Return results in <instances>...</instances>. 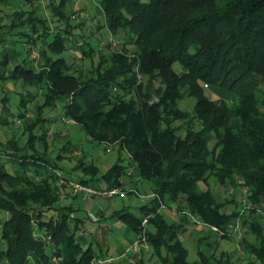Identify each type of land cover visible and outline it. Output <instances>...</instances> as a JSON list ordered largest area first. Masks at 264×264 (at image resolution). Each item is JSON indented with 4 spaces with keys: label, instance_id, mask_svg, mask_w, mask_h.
I'll return each instance as SVG.
<instances>
[{
    "label": "trees",
    "instance_id": "1",
    "mask_svg": "<svg viewBox=\"0 0 264 264\" xmlns=\"http://www.w3.org/2000/svg\"><path fill=\"white\" fill-rule=\"evenodd\" d=\"M40 1L0 0V7ZM69 3L48 0L52 16L65 27L50 43L47 20L36 8L0 17V46L3 35L43 45L38 71L17 65L5 72L6 62H0L1 82L34 87L43 98L24 131L25 144L19 147L11 139L2 148L8 150L0 152V212L8 215L1 225L0 264H92L97 257L77 241L85 221L71 219L72 209H63L56 218L45 216L56 211L58 195L50 182L58 177L55 166L35 149L39 143L46 148L44 126L50 119L44 111L56 104H61V119L73 122L95 145L114 146L127 156L126 165L119 154L103 174L82 158L77 170L89 180L77 183L120 188L121 177L132 169L151 186L155 198L139 208L138 217L129 211L118 216L134 235L149 217L145 236L160 264H229L212 253L217 243L210 242L205 231L215 228L226 234L241 208L227 212L229 206L239 207L233 198L217 202L208 190L202 191L199 186L210 179L246 192L251 209L241 210L247 216L241 225L250 240L244 239L243 246L253 256L249 264H264L258 213L264 214V0H98L104 28L112 38L124 35L123 48L129 46L132 52L101 54L99 64L87 73L71 72L62 57L71 34ZM80 50L85 59L95 55L89 42ZM138 77L147 80L146 86ZM204 86L222 90L231 101L211 100ZM33 98H20L18 120L24 119ZM184 101L193 104L182 110ZM7 163L21 168V174L9 172ZM27 168L49 169L52 175L35 181ZM160 205H174L179 221L168 223ZM191 218L205 226L194 262H188L181 238L183 224Z\"/></svg>",
    "mask_w": 264,
    "mask_h": 264
},
{
    "label": "rangeland",
    "instance_id": "2",
    "mask_svg": "<svg viewBox=\"0 0 264 264\" xmlns=\"http://www.w3.org/2000/svg\"><path fill=\"white\" fill-rule=\"evenodd\" d=\"M93 2L96 4L98 3V0L90 1L91 4H93ZM13 7L14 8H11L10 10L0 7V17H5L7 19L14 13L31 11L33 9V7H28L26 9L24 4L22 3H17V5L16 6L13 5ZM35 8L39 10L38 11L39 14L37 15L47 20L48 27L50 30L63 27V25L59 24L57 22V19L54 18L51 12L46 8V0L41 2L39 5L38 4L35 5ZM66 10L68 14L69 26H70L72 33L82 36V38L86 39L87 42L92 43L93 48L95 50V55L93 56L92 59H85L84 57H82V53H80L79 51H76L78 52L79 58H74L73 60V59H70L71 58L70 56L67 57L66 60L69 63V67H71V72H75L77 70L83 73H87L90 69L95 68L99 64L101 54L108 55L109 53L119 52L122 49L123 50L125 49L127 51L126 53L130 56L132 52L131 48L129 46L127 48H123L124 47V37H125L124 35H119L118 38L116 39V38L109 37L108 32L102 31L101 24L103 23V21L101 19V15L99 17L95 16L94 14L91 15L90 12H87L85 9H76L74 6L72 7L70 3L67 5ZM84 39H82L81 41H83ZM48 41H50V39H47V42ZM18 43L19 44H15V46H16V49L21 51L20 52L21 56L19 58V65H23V63L20 64V61L22 59H25V52L24 50H22V46H21L22 43L20 42ZM82 43L83 42H80L79 47H81ZM69 44L70 43L68 42V45ZM40 46L41 45L39 44L35 46L31 44H25L23 46L26 50L30 51L29 56H32L35 58V60H33V63H31V65L34 69H36V71L39 70V66L41 65V58L39 54V50H41ZM69 53H71L69 55H72V52H69ZM50 57L53 60L56 59V56L54 57L50 56ZM24 66L27 69L30 68L29 63L27 64L25 63ZM138 80H139L138 81L139 83H143L144 86H146V83H147L146 79H143V80L138 79ZM8 86L9 85L7 84L0 83V100L6 96L8 97L6 108L11 113L16 112L17 105L19 103V99L21 95L32 94L34 97L32 102L29 104L27 108V117L25 120L13 122L11 124L10 130L8 129L6 130L2 128L0 130V145H3L4 143H6V141H8L9 139H13L14 141H16L19 147H22L25 144L26 138H27V136L24 135V131L26 130V127L31 124L30 119L34 118V114H35L34 108L38 105L43 104L42 91L37 90L36 88H33V87H28V86L24 87L20 83H17L16 85L11 84L10 86L12 87V89H9ZM203 89L207 97H209L211 100H217L218 98H220L223 101L230 102L232 99V96L223 92L222 90H218V89L210 90L209 88H203ZM153 100L156 101L155 98ZM191 104H193V101H184L180 104V109L186 110L191 106ZM59 106L60 107H57V109L55 110L56 116L59 115L61 104ZM0 108H2V104H0ZM44 115L47 117H51L52 115H54V113L52 112V109L51 111L47 109L44 111ZM71 123H72L71 121H67V120L65 121L62 119L58 123H50L44 126L45 142H46L45 149H46L47 155L50 154L51 158L57 155H60V154L64 155L63 157H68V159H71V161L73 160L72 162H70L71 164L75 163V161L81 158L95 161L97 163H99L98 160L100 161L110 160L112 161V164L115 162L114 160H115L116 155L114 153L116 151V147L109 146V145H105V146L95 145L89 139L86 140L84 133L78 127H71L72 125ZM41 132L42 131H40L38 135H42ZM76 132L78 134L73 135ZM67 143H71V146H68ZM73 147H76L74 149H80L79 151L81 152L78 151L79 153L75 155L73 153H63V154L61 153L62 149H65V148L73 149ZM37 148H38V145H37ZM48 161L52 162V160L50 159H48ZM60 166L65 167V165L63 164H60ZM98 169L101 174L104 173V170L101 168L100 165ZM8 171L11 172L10 170ZM46 171L48 174H50L51 172L49 169H47ZM57 174L59 175V177L69 179V180H74L75 178L72 176L71 173H68L67 170L65 169L58 170ZM93 186L98 188V186L100 185L95 183L93 184ZM199 188L202 191L208 190L215 197L217 202H222L224 199L230 200L231 198H233V200L239 205V207L229 206L226 208L227 212H229L231 209L236 210L237 212L239 211V208H241V210L245 209V211H248L249 209H251L247 207V202L245 199L246 192L242 193L240 188L237 190H234L231 187H227V188L221 187L212 179L208 180L205 184H201ZM105 201L106 200L96 199L95 203L101 204L102 207H104L108 205L107 201L106 202ZM130 202H134L133 198L115 197L114 199L111 200L110 203L116 205L118 209H121L123 206H129ZM135 202L133 204V207H131L130 211L133 215L138 217L139 212L137 211L136 208L139 206H142V204L140 205L138 203L139 204L138 205ZM244 206L246 208H244ZM83 207H84V204H81V208ZM172 207L173 209L164 206V209L161 210V214L164 216V218L166 219L168 223L176 222L175 214L177 213H175V210H174L175 206L173 205ZM241 210L239 213L240 217L236 219L233 224H231V227L228 228V231L226 234H222L220 232L216 233L212 229H209L211 231L209 233L208 231H205L206 233L209 234V237H208L209 241L210 242L215 241L217 243V247L213 249L212 253L215 255L217 259H220L223 263H227L228 261L229 264H249V262L253 260V256L248 254L246 251V247L243 246V243L245 242L244 239H246V241H249L250 238L247 235L246 228L242 227L241 225V221L247 217L245 213L242 214ZM258 213H259L260 222L262 224V228L264 231V214L260 212ZM89 214H91L92 216L96 215L94 211H91V213L87 214L86 218H88ZM5 216H7L5 213H0V224L3 221ZM177 216L179 215L177 214ZM236 223H238L237 226H236ZM197 226L200 227L201 229L200 235L198 237L199 239L204 234L202 228H205V226L201 224ZM184 239L182 238V240ZM187 240H188V245L190 247L195 245L194 239L190 240L188 238ZM185 245L188 250V258H187L188 262H194L196 259L195 258L196 249L195 248L192 249L188 247L187 244ZM199 248L200 247L198 245V249ZM150 251H149L150 255H148V257L143 256V258L148 264H154L153 261L156 260V257L154 255V251L152 250V248Z\"/></svg>",
    "mask_w": 264,
    "mask_h": 264
},
{
    "label": "crops",
    "instance_id": "3",
    "mask_svg": "<svg viewBox=\"0 0 264 264\" xmlns=\"http://www.w3.org/2000/svg\"><path fill=\"white\" fill-rule=\"evenodd\" d=\"M43 1H45V0H41L40 3ZM90 1L91 0H70V4L72 5V7L74 6L76 9H85L87 12H90L91 15L94 14L95 16H98V17L101 15V19L103 21V23L101 24L102 25V31L107 32L106 29L104 28V18H103V14H102V11H101L98 3L95 4L93 2V4H91ZM22 4H24V3H22ZM13 5L16 6L17 3H12V4L8 5L7 7H2V8L10 10L11 8H14ZM35 5H37V4H34V5L24 4L26 9L28 7L35 8ZM46 8L50 11V8L48 5V0H46ZM37 14H39V13H37ZM59 24H61V23H59ZM62 25H63L62 28L59 27V28L50 30L51 36L48 38V39H50V41L47 42V40H46L47 43L51 42L52 37L54 36V34L56 33L57 30H63L65 28L64 24H62ZM47 26H48V23H47ZM70 31H71V29H70ZM61 34H62V32H61ZM63 37H66V35L63 34ZM109 37H110V35H109ZM67 39H68V42L70 44L68 45L67 53L62 55L63 58L66 59L69 56L71 57L70 59H73V60H74V58H79L78 52H76V51H79L81 53V50L79 47L80 42H84V41H86V39L82 38V36L73 34L72 31H71V34H69V36L67 37ZM82 39H84V40L81 41ZM2 40L4 41V43H3V45L0 46V62L1 61L6 62L5 72H9L15 66L19 65V58L21 56V53H20L21 51L16 49L15 44H19L18 42H20V41H18V39H16L15 37H10L8 35H3ZM20 43H22V42H20ZM38 44L41 45L39 42H38ZM90 44L92 45V43H90ZM24 45L25 44L22 43L21 46H22V50H24V52H25V59H22L20 61V64L23 63V65H25V63L26 64L29 63L30 68H33L31 63H33V60H35V58L32 56H29L30 51L26 50L23 47ZM40 47H41V49H43V45H41ZM69 52H72V55H69V54H71ZM71 63H72V61H71ZM68 66H69V63H68ZM1 71H2V69L0 67V73H1ZM0 83H4V84L9 85L8 86L9 89H12V87L10 86L11 84L12 85L17 84V83L10 82V81H4V82L0 81ZM30 95H32V94H30ZM22 96L27 97V95H21L20 98ZM3 99H6V100L4 102H2L1 100H3ZM3 99L0 100V104H2V108H0V130H1V128L6 129V130L7 129L10 130L11 124L13 122L21 121V120H18V118H16L19 111L17 108L16 112L11 113L5 106V105H7L8 97L6 96ZM29 104H28V106H29ZM28 106H27V108H28ZM17 107H18V105H17ZM57 107H60L59 104H56L54 109H52V112L54 113V115H52L51 117H47L44 115L45 117L50 119L49 124L50 123H58L59 121L62 120L61 119V113H62L61 109H60L59 115L58 116L55 115V110L57 109ZM27 108H26L25 117L22 120H25L27 117ZM32 119H30V120L32 121ZM71 124H72L71 127H77L73 122ZM27 127H26V129H27ZM39 133H37V135ZM75 134H78V133L76 132L73 135H75ZM9 140H11V139H9ZM86 140H87V138H86ZM7 142L8 141H6V143ZM6 143H4L3 145H0L1 146L0 152H4V151L8 150V149H2V148H4V145H6ZM37 145H38V148H37ZM37 145H36L35 150L39 154L45 155L44 159L47 161V163L49 165L55 166V168H53V169H55L53 171V173L56 174L55 177L59 176L57 174L58 170L65 169V170H67L68 173H71L72 176L75 177L74 180L66 179L68 181L78 182L79 180H81L83 178L86 180H89V178L83 177L81 172L77 170V164L79 163L78 161H80L82 158L75 161V163L71 164L70 162H72L73 160L71 161V159H68V157H63L64 155L60 154V155H57V156L51 158V155L50 154L47 155L46 149H44V147L40 143ZM67 145L71 146V143H67ZM74 148H76V147H73V149H62L63 152L61 151V153L62 154L63 153H73L75 155V154L81 152V151H79L80 149H74ZM114 154L116 155L115 160H114L115 162L117 161L118 156L120 154V156L124 160L123 164L126 165L127 156L125 155L124 152L121 151V153H118V151L116 149ZM48 159L52 160V162L48 161ZM84 160L87 163L94 164L96 167H99V165H100L101 168L104 170V172L108 171L115 164V162L112 164V161H110V160L109 161L108 160L107 161L98 160L99 163H97L95 161L87 160V159H84ZM60 164L65 165V167H61ZM6 167L8 170H10L12 172H16V173L21 174V171H22L21 168L14 167L11 163H7ZM25 170L27 171L28 176L30 178H33L35 181L47 178V177L52 175L51 170H50L51 171L50 174H48L46 171L47 169H43V168H36V169L27 168ZM127 172L128 173L126 175L122 176L120 179V183H121L120 188L124 191L125 194L123 196H115V197L133 198L134 202L136 201L135 202L136 204L139 203L140 205L142 204V206L147 205L150 200L141 201L134 195V193H131V192H135L141 196H150L153 193L151 186L148 183L137 179L136 176L134 175L132 169L128 170ZM63 179H65V178H63ZM51 181H52V182H50L51 190L55 191L57 193L58 202L54 206V209L56 211H50V212L46 213L45 216L47 218H51V217L56 218V217H59L63 213V209L70 208L73 210V214H71V216H70L71 219H73V218L84 219V221H85L84 227L80 231H78L76 234V239L80 243V245L82 246L83 250H86L88 248L92 249V251L95 254H97V257L95 259H98L101 261L102 260H110V263H108V264H113V263L123 262V261L134 262V261H139V260L143 261L144 264H148L145 261V259L143 258V256L148 257V255H150L151 247L147 243V246H148L147 249L140 248L138 252H133L131 247H132L133 243L135 242V240L137 239V235H134L130 231V229L127 227V225L122 220L119 219V216H118L119 214L125 213L126 211H129L131 213L130 210H131V207H133L134 202H130L129 206H123L121 209H118L116 205L110 203L111 200L114 199L115 197H112V198L88 197V198L84 199L81 196H73L71 194V191L68 188L59 185L58 180L51 179ZM95 183L99 184L100 186H98V188L94 187L93 184H95ZM88 187L96 189V190H109L107 188V186L102 182H99V183L98 182H92V183L88 184ZM96 199L106 200L108 205L102 207L101 204L95 203ZM81 204H84L83 208H81ZM142 206H139L136 208L138 212H139V208ZM161 210H160V213H161ZM91 211H94L96 213L95 217L98 219L97 223H92L88 218H86L87 214L91 213ZM0 213H2V212H0ZM7 219H8V215L4 217L3 221L0 224V234H1V225ZM175 219H176V222L179 221V216H177V214H175ZM183 225H184L183 230H185V231L181 237L183 239L185 238L184 239V245L187 244V246L190 247L188 245L187 239L188 238L190 240L194 239L195 245L190 247V248L196 249L195 250V252H196V255H195L196 259L195 260H197V251H198V245H199L198 244V240H199L198 237L200 235L201 229L197 225L193 224L191 220L185 221ZM206 231H208V233L211 232L210 230H206ZM0 247H3V242L1 241V239H0ZM185 248H186V245H185ZM153 262H154V264H160V262L157 259L154 260Z\"/></svg>",
    "mask_w": 264,
    "mask_h": 264
},
{
    "label": "built area",
    "instance_id": "4",
    "mask_svg": "<svg viewBox=\"0 0 264 264\" xmlns=\"http://www.w3.org/2000/svg\"><path fill=\"white\" fill-rule=\"evenodd\" d=\"M204 88H206V86H204ZM58 181H59V185L68 188L71 191V194L73 196H81L84 199L88 198V197L112 198L115 196H123L124 195V191L121 188H115V189H109V190H96V189L90 188L88 186L81 185L77 182L66 181L65 179H63L59 176H58ZM133 193L141 201L152 200L155 198V196L153 194L150 196H141L135 192H133ZM161 209H164L163 205H160V210ZM88 219L92 223L98 222V219L95 216H92L91 214L88 215ZM148 220H149V217H146L141 222V232L137 235V239L135 240V242L133 243V245L131 247L133 252H138L140 248L147 249V247H148L147 241H146V236H145V228H146ZM190 220L192 221V223H194L196 225L200 224L197 220H195L193 218H191ZM237 225H238V223H236V226ZM211 229L213 231H215L216 233L219 232L215 228H211ZM108 263H110V260H102V261L98 260V259L92 260V264H108Z\"/></svg>",
    "mask_w": 264,
    "mask_h": 264
}]
</instances>
